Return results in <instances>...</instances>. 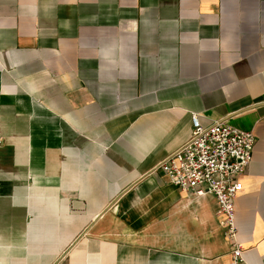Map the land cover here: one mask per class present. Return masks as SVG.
I'll return each instance as SVG.
<instances>
[{
	"label": "crops",
	"instance_id": "0c3cea01",
	"mask_svg": "<svg viewBox=\"0 0 264 264\" xmlns=\"http://www.w3.org/2000/svg\"><path fill=\"white\" fill-rule=\"evenodd\" d=\"M255 135L235 201L264 264V0H0V264H227L212 194L159 164Z\"/></svg>",
	"mask_w": 264,
	"mask_h": 264
},
{
	"label": "built area",
	"instance_id": "2783aa9c",
	"mask_svg": "<svg viewBox=\"0 0 264 264\" xmlns=\"http://www.w3.org/2000/svg\"><path fill=\"white\" fill-rule=\"evenodd\" d=\"M193 131L189 140L165 158L161 169L172 184L194 196L216 197L221 225L231 244V260L227 264H244V248L239 240L235 201L240 178L252 160L255 135L227 121L202 126L192 114Z\"/></svg>",
	"mask_w": 264,
	"mask_h": 264
}]
</instances>
